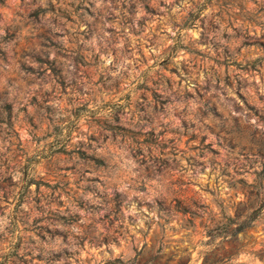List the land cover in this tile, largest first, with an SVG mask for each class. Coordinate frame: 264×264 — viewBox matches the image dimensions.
I'll return each instance as SVG.
<instances>
[{
  "label": "rangeland",
  "instance_id": "1",
  "mask_svg": "<svg viewBox=\"0 0 264 264\" xmlns=\"http://www.w3.org/2000/svg\"><path fill=\"white\" fill-rule=\"evenodd\" d=\"M159 248L264 264V0H0V264Z\"/></svg>",
  "mask_w": 264,
  "mask_h": 264
},
{
  "label": "trees",
  "instance_id": "2",
  "mask_svg": "<svg viewBox=\"0 0 264 264\" xmlns=\"http://www.w3.org/2000/svg\"><path fill=\"white\" fill-rule=\"evenodd\" d=\"M158 211L163 213L164 215H175V213H185L186 210L183 206H181L180 201L177 198L172 199L168 204H165L164 202H157ZM189 223H191V219H187ZM241 229H244L243 227L240 229L233 230V233L240 231ZM139 255V253L137 254ZM161 255H160V248L156 250V254L150 255L149 257L145 258L144 260H136V257L130 262L134 264H167V260L164 262H160ZM229 259V258H227ZM189 260V253L185 255L179 256L178 263L179 264H187ZM208 260V259H207ZM115 262L125 264L123 263L119 258L115 259ZM129 263V264H130ZM206 260L202 264H206ZM220 263V260L217 258L215 260H211L209 264H218Z\"/></svg>",
  "mask_w": 264,
  "mask_h": 264
}]
</instances>
